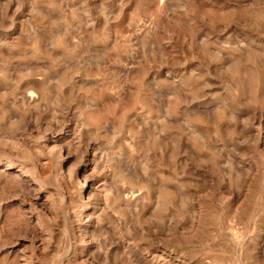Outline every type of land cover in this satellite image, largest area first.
Wrapping results in <instances>:
<instances>
[{"label": "rangeland", "instance_id": "1", "mask_svg": "<svg viewBox=\"0 0 264 264\" xmlns=\"http://www.w3.org/2000/svg\"><path fill=\"white\" fill-rule=\"evenodd\" d=\"M153 253L264 264V0H0V264Z\"/></svg>", "mask_w": 264, "mask_h": 264}, {"label": "bare ground", "instance_id": "2", "mask_svg": "<svg viewBox=\"0 0 264 264\" xmlns=\"http://www.w3.org/2000/svg\"><path fill=\"white\" fill-rule=\"evenodd\" d=\"M30 82V81H29ZM32 82H34V81H32ZM26 95V94H25ZM34 98V97H33ZM141 123V122H140ZM139 124V123H138ZM67 126V125H66ZM72 129V128H71ZM61 131V130H60ZM64 131V130H63ZM72 132V131H71ZM73 133V132H72ZM71 134V133H70ZM62 135V134H61ZM74 135V134H73ZM71 136H72V134H71ZM57 138V137H56ZM80 138V137H79ZM73 139V138H72ZM50 140V139H49ZM68 141V140H67ZM72 141V140H71ZM62 143H63V141H62ZM67 144V143H66ZM69 146V145H68ZM64 149V148H63ZM91 151V150H90ZM92 151H93V149H92ZM62 156V155H61ZM94 157H95V155H94ZM91 158H92V156H91ZM91 161H92V159H91ZM94 163V162H93ZM92 163V164H93ZM94 166V165H93ZM92 168V167H91ZM90 168V169H91ZM95 168V167H94ZM94 168H93V172L96 170H94ZM128 170V169H127ZM133 172V171H132ZM92 173V172H91ZM75 174V173H74ZM88 174V173H87ZM94 174V173H93ZM92 174V175H93ZM142 174V173H141ZM143 175V174H142ZM135 176V175H134ZM77 177V176H76ZM93 177V176H92ZM94 178V177H93ZM143 178H144V176H143ZM78 179V178H77ZM80 179V178H79ZM84 179V178H83ZM95 179V178H94ZM89 180V179H88ZM88 180L87 179H84V181L82 180V183H84V185L85 186H88V188H90V184H89V182H88ZM78 181H81V180H78ZM82 183H80L79 182V184H82ZM93 186V185H92ZM92 195V194H91ZM82 197V196H81ZM91 199H92V197H91ZM125 205H127V204H125ZM132 205V204H131ZM81 206V205H80ZM89 206V205H88ZM133 206V205H132ZM93 208H94V206H93ZM133 208H134V206H133ZM135 208H136V205H135ZM109 209V208H108ZM137 209V208H136ZM91 210V209H90ZM134 210V209H133ZM83 212V211H82ZM92 212V211H91ZM130 213V212H129ZM84 214V213H83ZM88 215H89V213H88ZM95 215V214H94ZM97 215V214H96ZM80 217V216H79ZM97 217V216H96ZM95 217V218H96ZM84 218V217H83ZM85 219H86V217H85ZM92 219V218H91ZM97 220V219H96ZM95 220V221H96ZM94 221V222H95ZM88 224V223H87ZM136 253V252H135ZM133 254V253H132ZM132 256V255H131ZM136 256V255H135ZM163 256V255H162ZM161 256L160 255H157L156 253H153V254H150L149 256H148V258H145V257H140L139 258V260L141 261H143V260H145L146 262H148L149 264H158V262L159 261H161ZM164 259V258H163ZM167 259V258H166ZM165 260V259H164ZM166 261V260H165ZM169 261V260H168ZM89 262V261H88ZM90 264H91V262H89ZM161 263V262H160ZM159 263V264H160ZM164 264H166L165 262H163ZM86 264V263H85ZM88 264V263H87ZM147 264V263H146Z\"/></svg>", "mask_w": 264, "mask_h": 264}]
</instances>
